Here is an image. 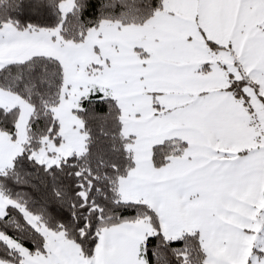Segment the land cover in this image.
I'll list each match as a JSON object with an SVG mask.
<instances>
[{
    "label": "snow or ice",
    "instance_id": "6c2138e0",
    "mask_svg": "<svg viewBox=\"0 0 264 264\" xmlns=\"http://www.w3.org/2000/svg\"><path fill=\"white\" fill-rule=\"evenodd\" d=\"M0 264H264V0H0Z\"/></svg>",
    "mask_w": 264,
    "mask_h": 264
}]
</instances>
